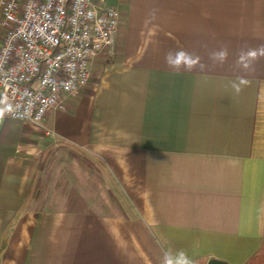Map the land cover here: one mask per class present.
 I'll return each mask as SVG.
<instances>
[{
	"label": "crops",
	"instance_id": "0c3cea01",
	"mask_svg": "<svg viewBox=\"0 0 264 264\" xmlns=\"http://www.w3.org/2000/svg\"><path fill=\"white\" fill-rule=\"evenodd\" d=\"M107 4L89 86L0 117V264H264V0Z\"/></svg>",
	"mask_w": 264,
	"mask_h": 264
},
{
	"label": "built area",
	"instance_id": "2783aa9c",
	"mask_svg": "<svg viewBox=\"0 0 264 264\" xmlns=\"http://www.w3.org/2000/svg\"><path fill=\"white\" fill-rule=\"evenodd\" d=\"M120 21L107 0H0L5 118L41 126L48 110H65L89 86L97 58L114 53Z\"/></svg>",
	"mask_w": 264,
	"mask_h": 264
},
{
	"label": "clouds",
	"instance_id": "9594fccd",
	"mask_svg": "<svg viewBox=\"0 0 264 264\" xmlns=\"http://www.w3.org/2000/svg\"><path fill=\"white\" fill-rule=\"evenodd\" d=\"M255 56V53H250ZM215 58L223 59L226 56L224 51L214 53ZM166 63L171 67H185L188 69L193 68L199 61V57H193L192 54L184 50L170 51L165 57ZM4 115L3 110H0V117ZM179 259L170 258L168 254H165L164 264H193V261L188 258L184 253L179 254Z\"/></svg>",
	"mask_w": 264,
	"mask_h": 264
},
{
	"label": "water",
	"instance_id": "95a60500",
	"mask_svg": "<svg viewBox=\"0 0 264 264\" xmlns=\"http://www.w3.org/2000/svg\"><path fill=\"white\" fill-rule=\"evenodd\" d=\"M207 264H228V263L219 259L212 258L208 261Z\"/></svg>",
	"mask_w": 264,
	"mask_h": 264
},
{
	"label": "trees",
	"instance_id": "16d2710c",
	"mask_svg": "<svg viewBox=\"0 0 264 264\" xmlns=\"http://www.w3.org/2000/svg\"><path fill=\"white\" fill-rule=\"evenodd\" d=\"M86 161H87V162H88V164H89V160H87V159H86Z\"/></svg>",
	"mask_w": 264,
	"mask_h": 264
}]
</instances>
